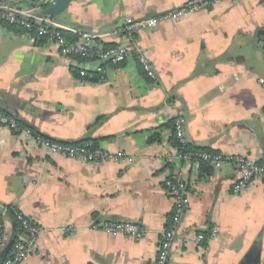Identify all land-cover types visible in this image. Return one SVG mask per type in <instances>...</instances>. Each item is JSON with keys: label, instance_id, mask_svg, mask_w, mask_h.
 Returning <instances> with one entry per match:
<instances>
[{"label": "crops", "instance_id": "1", "mask_svg": "<svg viewBox=\"0 0 264 264\" xmlns=\"http://www.w3.org/2000/svg\"><path fill=\"white\" fill-rule=\"evenodd\" d=\"M185 1L71 0L54 22L45 19L88 30L93 43L106 47L126 43L121 30L128 19L149 18ZM41 2L0 0L17 8ZM262 29L264 0L221 2L137 31L136 44L154 64L156 80L131 58L106 65V80L93 81L71 71L69 58L49 41L33 43L20 28L0 24L1 110L46 138L99 140L134 157L87 162L48 155L0 125V208L17 206L41 228L37 251L21 264H155L175 205L167 187L179 173L188 208L168 264H241L253 248L264 264V180L235 193V164L204 176L201 165L177 158L169 126L182 113L191 145L264 161ZM3 221L7 247L14 223L7 215ZM107 221L138 222L147 235L95 228ZM214 225L217 237L198 243V234L207 236Z\"/></svg>", "mask_w": 264, "mask_h": 264}, {"label": "built area", "instance_id": "2", "mask_svg": "<svg viewBox=\"0 0 264 264\" xmlns=\"http://www.w3.org/2000/svg\"><path fill=\"white\" fill-rule=\"evenodd\" d=\"M237 0H187L179 6H175L163 13L143 19H128L122 30V38L126 43L113 46L99 47L93 43L94 36L88 32H82L80 38L75 42H70L64 37L62 32L53 25L44 24L40 20L32 18L37 9L35 7H9L0 5V24L13 25L24 30L29 35L30 41L35 43L47 40L59 51V53L69 58L70 69L76 72L82 80L105 81V65L110 64L118 67L125 61L135 58L140 64L145 75L151 79H157V73L152 61L146 56L143 49L136 44V33L140 29H153L166 21H175L179 18L210 9L221 2H234ZM49 20V19H48ZM75 34L78 32L73 30ZM264 90V80H259ZM174 130L178 143L185 145L188 143L185 135V119L182 113H178L173 119ZM0 125L6 126L15 134H24L29 143L34 142L48 155H60L69 159H79L87 162H101L107 160L133 162L134 157L126 152H112L102 144L95 145L92 140L82 142H64L46 138L34 133L30 128H21L16 116L7 114L0 109ZM177 158L184 163L194 162L200 164L201 161L211 164L215 169H220L225 163H233L237 168L238 176L232 185L235 193L244 191L255 180H264V161L242 157L225 156L220 152H208L203 150H188L177 148ZM171 184L168 189L170 195L175 200L173 214L170 225L164 230L159 242L155 264H168L170 253L174 243L179 238L181 221L188 208L187 203V183L183 176L173 174ZM13 211L17 222L22 228V232L13 239L11 248L6 254L3 264H21L30 255L37 251V238L41 228L27 217L17 206H6ZM96 229H102L113 235L131 236L137 239L147 235V229L140 223L134 221H107L96 224ZM220 232L218 225H214L210 233L206 236L198 234V243L206 238L214 239ZM8 234L5 222L0 221V257L5 250ZM14 238V237H13Z\"/></svg>", "mask_w": 264, "mask_h": 264}, {"label": "trees", "instance_id": "3", "mask_svg": "<svg viewBox=\"0 0 264 264\" xmlns=\"http://www.w3.org/2000/svg\"><path fill=\"white\" fill-rule=\"evenodd\" d=\"M0 5L2 6L1 3H0ZM40 6L43 9L44 6H45V4L40 3ZM10 7H13V6H10ZM45 17L46 16L45 15H42V14H36V13L35 14H32V18L33 19L40 20V21H42V23L49 25L50 23H48V20H46ZM6 26L16 27V26H13V25H6ZM53 27L54 28H57L58 30H60L62 32V34L64 35V37L67 38V40H69L70 42H75L76 40H78L80 38V34L79 33L88 32L90 34H93V33H91L88 30H85V29H82V28H79V27H75V26H65L64 25V28L58 27V26L57 27L56 26H53ZM17 28H19V27H17ZM21 30L24 31L23 29H21ZM73 30L77 31L78 33L75 34L73 32ZM113 45H116V44L108 45L105 48H107L109 46H113ZM106 65H108V64H106ZM19 124H20V127L21 128H31L29 125L24 124V123H22L20 121H19ZM95 125H93V126H95ZM169 126L172 128V133H173L172 138H171V141H172L173 145L176 146V148L185 149V151H188V150H203V151L213 152L212 150L207 149V148H205V149L197 148V147L191 145L189 142L187 144H185V145H180L178 143V139H177L176 134H175L173 120L170 121ZM87 140H92L95 145H98L100 143L99 140H94V139H87ZM82 141H86V139L85 140H81L79 142H82ZM199 165H201L200 166L201 173L204 176H210L213 173L214 167L211 164L201 161ZM171 181H172V179L170 178L169 184H168V187H167L168 189L170 187ZM6 215L14 223V239H15L18 236V234L22 232V228L20 227L19 223L17 222V220L15 218V215H14V213H13L12 210H10L9 208H7V209H5V211H3V209L0 208V221H2L3 220V217L6 216ZM10 248H11V246H10ZM10 248L8 249L7 253L9 252ZM3 261H4V259L3 260H0V264H3Z\"/></svg>", "mask_w": 264, "mask_h": 264}, {"label": "water", "instance_id": "4", "mask_svg": "<svg viewBox=\"0 0 264 264\" xmlns=\"http://www.w3.org/2000/svg\"><path fill=\"white\" fill-rule=\"evenodd\" d=\"M71 0H42L41 3L45 4L44 8L42 9L40 4L33 3V4H26V7H35V8H41V14L45 15L51 22H54L53 18L54 16L60 15L62 12H64ZM257 42L258 47L261 49L263 55H264V29L260 30L257 33ZM19 120V119H18ZM13 239L9 242L3 253L1 254L0 260H3L7 254L8 249L10 248ZM241 264H260V251L253 248L250 250L245 257L243 258V263Z\"/></svg>", "mask_w": 264, "mask_h": 264}]
</instances>
